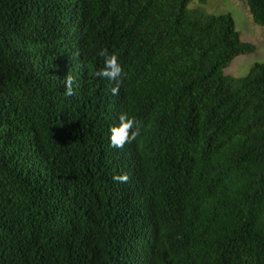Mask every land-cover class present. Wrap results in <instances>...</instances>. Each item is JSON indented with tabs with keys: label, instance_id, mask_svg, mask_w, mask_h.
<instances>
[{
	"label": "trees",
	"instance_id": "obj_1",
	"mask_svg": "<svg viewBox=\"0 0 264 264\" xmlns=\"http://www.w3.org/2000/svg\"><path fill=\"white\" fill-rule=\"evenodd\" d=\"M189 1L0 0V264H264V62Z\"/></svg>",
	"mask_w": 264,
	"mask_h": 264
},
{
	"label": "rangeland",
	"instance_id": "obj_2",
	"mask_svg": "<svg viewBox=\"0 0 264 264\" xmlns=\"http://www.w3.org/2000/svg\"><path fill=\"white\" fill-rule=\"evenodd\" d=\"M187 8L197 10L203 14L229 13L234 21L235 29L243 42L254 46L252 52L235 56L228 65L222 69L224 75L243 77L255 62H264V26L253 22L247 6L242 0H206L198 3L190 0Z\"/></svg>",
	"mask_w": 264,
	"mask_h": 264
},
{
	"label": "clouds",
	"instance_id": "obj_3",
	"mask_svg": "<svg viewBox=\"0 0 264 264\" xmlns=\"http://www.w3.org/2000/svg\"><path fill=\"white\" fill-rule=\"evenodd\" d=\"M98 55L104 58V67L93 73L94 76L106 79L108 81H115V86L111 87L113 95H118L120 90L121 77L124 74V69L119 63L116 54L108 53L107 49H100ZM74 79L71 76L65 77V94L73 95L72 85ZM142 124L134 116L121 114L119 117V124L110 127L109 142L110 146L116 148H123L126 143H131L137 139L141 134ZM113 180L119 183H127L129 177L126 173L114 175Z\"/></svg>",
	"mask_w": 264,
	"mask_h": 264
}]
</instances>
